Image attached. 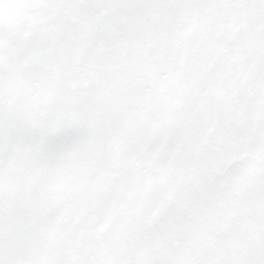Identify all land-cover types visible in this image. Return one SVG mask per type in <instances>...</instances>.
I'll return each instance as SVG.
<instances>
[{"label": "snow or ice", "instance_id": "snow-or-ice-1", "mask_svg": "<svg viewBox=\"0 0 264 264\" xmlns=\"http://www.w3.org/2000/svg\"><path fill=\"white\" fill-rule=\"evenodd\" d=\"M0 264H264V0H0Z\"/></svg>", "mask_w": 264, "mask_h": 264}]
</instances>
